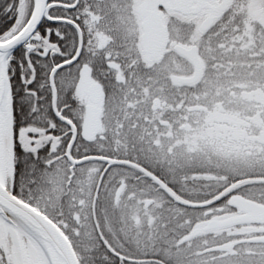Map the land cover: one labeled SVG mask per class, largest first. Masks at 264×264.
<instances>
[{
    "label": "snow or ice",
    "instance_id": "obj_1",
    "mask_svg": "<svg viewBox=\"0 0 264 264\" xmlns=\"http://www.w3.org/2000/svg\"><path fill=\"white\" fill-rule=\"evenodd\" d=\"M0 264H264V0H0Z\"/></svg>",
    "mask_w": 264,
    "mask_h": 264
}]
</instances>
